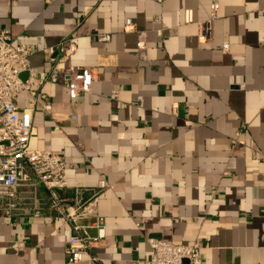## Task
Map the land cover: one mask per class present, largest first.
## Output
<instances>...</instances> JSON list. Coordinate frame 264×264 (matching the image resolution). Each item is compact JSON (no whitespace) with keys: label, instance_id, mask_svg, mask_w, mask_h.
<instances>
[{"label":"crops","instance_id":"1","mask_svg":"<svg viewBox=\"0 0 264 264\" xmlns=\"http://www.w3.org/2000/svg\"><path fill=\"white\" fill-rule=\"evenodd\" d=\"M213 1L0 0V30L36 48L24 77L38 88L57 72L42 85L53 109L33 112L32 147L71 164L64 196L86 199L107 182L100 260L68 262L71 226L40 186V214L0 217V264H144L148 237L198 240L202 264H264V0H217L201 41ZM68 38L77 49L56 67ZM75 64L93 68L94 81L72 99L65 76Z\"/></svg>","mask_w":264,"mask_h":264},{"label":"built area","instance_id":"2","mask_svg":"<svg viewBox=\"0 0 264 264\" xmlns=\"http://www.w3.org/2000/svg\"><path fill=\"white\" fill-rule=\"evenodd\" d=\"M53 2L54 0H47ZM220 4L211 3V16L200 23L198 38L205 41L211 38L214 21L218 16ZM186 21H193L192 9L185 10ZM126 30L133 28L128 19ZM101 39L109 40L110 34ZM74 39L62 41L57 49L62 53L56 67L71 56L77 49ZM137 46L139 50L147 47L146 32L139 31ZM229 43L224 42L227 50ZM50 47L45 51L53 52ZM36 51L32 45L16 43L9 29L0 30V217H13L20 213L40 214L42 204L40 186L48 191L49 206L60 214L71 226L72 234L65 247L70 263L85 260H100L93 249L107 236L106 219L99 213V199L107 186L105 179L88 198L80 193L73 197L64 196L61 190L68 187L67 169L71 166L64 156L56 151L38 149L31 145L35 133L33 112L41 109L51 114L53 104L49 95L42 89L48 80L57 81V72L38 80L39 87L33 86L35 78L30 74L31 55ZM94 81L93 68L75 64L65 76V85L72 99L89 93ZM29 92V104L21 107L18 96ZM178 104L174 103L173 108ZM93 230H97L94 234ZM151 253L144 264H202V244L196 240L189 243H175L157 237H148Z\"/></svg>","mask_w":264,"mask_h":264}]
</instances>
